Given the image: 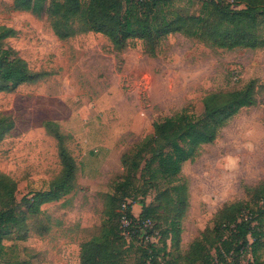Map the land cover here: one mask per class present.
Listing matches in <instances>:
<instances>
[{
  "label": "rangeland",
  "instance_id": "obj_1",
  "mask_svg": "<svg viewBox=\"0 0 264 264\" xmlns=\"http://www.w3.org/2000/svg\"><path fill=\"white\" fill-rule=\"evenodd\" d=\"M13 1L0 0V25L17 32L2 45L48 74L36 83L0 91V118L14 122L0 140V173L17 182L22 210L26 196L48 189L63 171L62 144L74 157L76 173L70 193L43 204L39 214L27 218L26 240L19 232L5 240L4 263L77 264V245L98 233L105 220L115 223L113 207L118 208L117 198L125 191L139 196L134 203L142 210V200L158 203L157 189L149 191L141 172L131 176L125 190L115 188L124 178L122 156H134L154 135V122L185 108L202 114L207 94L231 98L251 81L257 104L242 107L213 142L203 144L183 165L189 201L181 221L186 246L203 231L211 235L216 215L226 204L255 202L258 196L248 188L264 194V47L221 48L177 32L162 38L154 53L140 38L117 50L98 32L62 39L47 12L18 10ZM206 1L173 0L171 10L200 14ZM46 121L58 125L52 132L59 131L60 139L47 131ZM149 156L143 151L142 167ZM164 204L154 215L168 227L175 211ZM261 216L263 245L258 253L264 261V208ZM217 244L218 239L212 246L208 243V250ZM130 250L123 264H140L142 250L136 245ZM186 250L161 249L159 256L168 264H187L182 258Z\"/></svg>",
  "mask_w": 264,
  "mask_h": 264
},
{
  "label": "trees",
  "instance_id": "obj_2",
  "mask_svg": "<svg viewBox=\"0 0 264 264\" xmlns=\"http://www.w3.org/2000/svg\"><path fill=\"white\" fill-rule=\"evenodd\" d=\"M173 0H14L15 9L47 12L51 26L57 36L66 39L80 32H98L106 35L115 49H123L129 40L140 38L146 41L149 51H156L159 41L171 33H184L211 42L221 48L264 47V0H207L200 14H187L178 9L171 10ZM16 30L0 25V91H11L23 84L36 83L48 72L33 69L29 62L12 47H5L2 41L15 35ZM204 111L197 114L187 108L154 122V135L144 141L134 156H122L124 178L116 181V189H126L132 183L131 176L141 172L140 178L148 183L149 191L157 189L158 203L143 202L138 217L132 206L126 214L134 220H151L147 234L158 232V240H147L137 230L127 239L121 222V212L113 207L115 223L105 220L98 233L81 242L80 264H123L125 256L135 245L142 250L140 264H168L162 261L160 250L170 251L181 247L182 219L189 205L188 191L182 181V168L186 161L195 158L197 150L205 143L213 142L219 131L242 107L257 104L254 82L237 89L231 98L211 92L204 97ZM14 122L0 118V140L13 128ZM44 125L53 134L58 125L46 121ZM60 139L61 134L56 131ZM53 134V135H54ZM60 155L64 169L52 180L50 187L26 196L25 210L16 199L17 182L5 173H0V264L6 255L5 240L15 232L26 240L30 234L27 218L42 211V205L60 199L75 187L76 163L62 144ZM143 151L150 153L142 167ZM258 196L251 203L232 202L221 208L216 215L211 231H203L189 245L182 258L187 264H264L258 249L261 243V209L264 208V194L257 188H248ZM126 191L120 203L139 197ZM144 195V194H143ZM147 196V194H145ZM143 198L145 196H142ZM160 200V201H159ZM172 206L175 216L164 227L157 220L156 209ZM24 232L22 233V231ZM45 232V231H44ZM39 233L44 235L45 233ZM211 236V237H209ZM218 244L208 250L213 241ZM209 243V245H207ZM250 253L251 257H247ZM22 264H31L23 261ZM172 264V263H170Z\"/></svg>",
  "mask_w": 264,
  "mask_h": 264
},
{
  "label": "built area",
  "instance_id": "obj_3",
  "mask_svg": "<svg viewBox=\"0 0 264 264\" xmlns=\"http://www.w3.org/2000/svg\"><path fill=\"white\" fill-rule=\"evenodd\" d=\"M129 205L130 206L133 205V203L130 199L120 203L118 206L119 207L118 211L121 212V222H122L123 227L125 228L124 234H125L126 238L130 239L131 235L140 229L139 231H140L142 237L144 236L147 240L149 239L151 241H157L158 240V232H155V233L149 235V234H147V231H146L147 227L152 226L151 220L148 219L146 221L141 222L139 220L136 221L133 218L129 217L126 214V209L129 208ZM132 211H133V208H132ZM133 214H134V212H133ZM138 216H136V217H138ZM132 224L136 225L138 227V229L137 230L130 229L129 226H131Z\"/></svg>",
  "mask_w": 264,
  "mask_h": 264
},
{
  "label": "crops",
  "instance_id": "obj_4",
  "mask_svg": "<svg viewBox=\"0 0 264 264\" xmlns=\"http://www.w3.org/2000/svg\"><path fill=\"white\" fill-rule=\"evenodd\" d=\"M132 208H133V212H134V214L136 216L140 215V213L142 212V207H140L139 204H137V203H134L132 205ZM82 241H80V243L77 245V264H80V250H81V246L80 245H81ZM185 243H186V240L184 239V235L182 234L181 246H183V247L185 246V248L188 249L190 243H187L188 244L187 246H186Z\"/></svg>",
  "mask_w": 264,
  "mask_h": 264
}]
</instances>
